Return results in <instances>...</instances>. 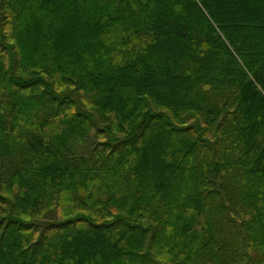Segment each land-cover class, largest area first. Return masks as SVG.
<instances>
[{
	"label": "trees",
	"instance_id": "trees-1",
	"mask_svg": "<svg viewBox=\"0 0 264 264\" xmlns=\"http://www.w3.org/2000/svg\"><path fill=\"white\" fill-rule=\"evenodd\" d=\"M0 264H264V0H0Z\"/></svg>",
	"mask_w": 264,
	"mask_h": 264
}]
</instances>
